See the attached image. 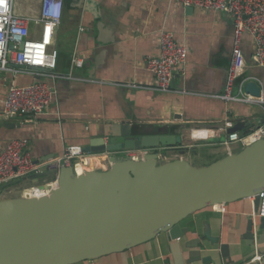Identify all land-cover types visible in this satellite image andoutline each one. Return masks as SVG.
Wrapping results in <instances>:
<instances>
[{
	"label": "crops",
	"instance_id": "1",
	"mask_svg": "<svg viewBox=\"0 0 264 264\" xmlns=\"http://www.w3.org/2000/svg\"><path fill=\"white\" fill-rule=\"evenodd\" d=\"M38 4V0H15V9L21 15L31 16L37 12ZM29 26L32 33L39 31L32 20ZM233 29L232 20L225 12L183 6L172 0H64L61 21L53 38L57 50L55 72L71 77L26 73L14 76L0 70V112L12 79L18 85L43 80L54 92L43 114L0 120V150L10 139H24L26 150L41 164L40 172H46L57 168L52 162L62 156L66 146L83 147L93 137L118 134L121 124L126 123L132 130L164 126L169 133L181 137V142L173 147L159 146L163 162L182 158L202 166L206 160L213 162L242 149L244 146L223 144L227 131H218L220 125L226 118L233 124L247 120L260 125L264 115L256 103L225 102L218 97L223 92L230 64ZM164 30L171 31L175 40L188 50L182 72L174 71L170 91L118 85L153 82L146 62L148 57L159 54V37ZM253 49L252 38L246 33L241 43L245 72L237 81L234 93L244 79L243 87L247 81L255 80L264 95V67L254 62ZM75 56L83 59L82 66L73 65ZM195 128L208 129L207 138L194 137ZM202 141L207 142L202 144ZM202 148L207 151L202 153ZM98 160L95 169L106 167L100 165L103 159ZM56 177L48 173L34 178L32 185L19 183L12 196L3 198L21 197L25 190V195H39L43 190L40 185L54 183L50 181ZM219 207L223 209L219 211L212 206L200 209L179 222L180 228L191 230L179 239L183 258H188L191 250H198L207 264L215 261L264 264V254L260 253L257 254L262 255L261 261H250L254 245L247 244L243 238L258 199L241 198ZM199 236L202 240L197 247L185 246V242ZM178 250L167 233L160 232L122 252L75 264H173L179 257ZM203 261L190 264H204Z\"/></svg>",
	"mask_w": 264,
	"mask_h": 264
},
{
	"label": "water",
	"instance_id": "2",
	"mask_svg": "<svg viewBox=\"0 0 264 264\" xmlns=\"http://www.w3.org/2000/svg\"><path fill=\"white\" fill-rule=\"evenodd\" d=\"M243 90L263 94L255 80ZM258 125L238 120L227 132L244 136ZM120 128L107 138H91L83 149H152L181 142L164 126L132 130L126 123ZM159 158L152 150L138 159L112 155L106 169L76 174L72 166H61L29 176L53 173L57 183L47 194L0 199V264H75L122 252L160 232L178 246L173 264L203 261L198 250L183 258L179 239L191 230L180 228L179 222L200 209L264 190V137L207 165ZM24 179L0 185V193ZM243 238L254 245L250 258L264 254V217H249ZM201 240L193 238L185 246L197 247Z\"/></svg>",
	"mask_w": 264,
	"mask_h": 264
},
{
	"label": "built area",
	"instance_id": "3",
	"mask_svg": "<svg viewBox=\"0 0 264 264\" xmlns=\"http://www.w3.org/2000/svg\"><path fill=\"white\" fill-rule=\"evenodd\" d=\"M183 6H195L206 10L225 12L233 23V44L231 49L230 64L224 83V89L218 95L225 102H246L258 104L264 115V95L253 96L243 90L244 79L237 86V93H234L237 81L245 72V57L241 50L243 36L248 33L253 41L254 62L264 67V0L259 12L251 15L246 7V0H172ZM38 10L31 16H24L16 12L15 0H0V70L10 72L14 76L26 73L40 77L68 78V74L55 72L57 63V50L53 47L55 29L59 26L63 10L64 0H38ZM54 7L55 12L52 10ZM60 7V8H59ZM33 21L39 26V31L32 33L29 23ZM160 52L158 55L150 56L147 59L146 67L152 73L154 79L151 84H138L135 82L118 83L127 88L151 89L154 91L168 92L171 89L173 74L177 69L182 72V67L187 60L188 50L183 44H179L171 31H161L159 37ZM83 59L79 56L73 58V65L82 66ZM53 90L43 80H37L29 84L18 85L14 79L9 82L7 94L3 101V108L0 112V120L7 121L14 117H37L44 113L53 98ZM233 126V122L226 118L220 125L218 131H227ZM194 130H206V128H195ZM208 134L200 139L207 138ZM256 136L253 140L247 141L250 137ZM264 137V119L262 124L254 126L247 135L240 136L237 131L227 132L224 145H230L240 141L246 146L255 140ZM158 148L152 149H121L104 150L101 152L85 151L81 145H68L65 147L61 157L52 162L53 166L59 169L61 166H72L76 174L78 164H86L90 160L94 162L100 157L104 162L102 166H108L109 158L116 153H123L124 156L138 159L147 151L157 153ZM165 148V147H161ZM161 159V158H159ZM49 162L44 163L48 165ZM49 165V166H52ZM41 171L39 164L26 150V140L14 138L7 141L0 150V185L14 179H21ZM53 188L57 180L54 181ZM49 183V182H48ZM41 194H47L45 184ZM34 189V188H33ZM39 191V190H38ZM26 190L24 191L25 195ZM40 194V195H41ZM33 196V195H32ZM37 196V195H34ZM258 199V207L252 213V217L258 219L264 217V190L254 195ZM221 206V205H220ZM219 211L223 208L216 207ZM262 255L255 254L250 261H261Z\"/></svg>",
	"mask_w": 264,
	"mask_h": 264
},
{
	"label": "rangeland",
	"instance_id": "4",
	"mask_svg": "<svg viewBox=\"0 0 264 264\" xmlns=\"http://www.w3.org/2000/svg\"><path fill=\"white\" fill-rule=\"evenodd\" d=\"M246 7L248 8V10H249V13L251 14V15H253V14H255V13H257V12H259L260 11V9H261V7H262V0H246ZM7 94V93H6ZM205 142H207V141H202V144L203 143H205ZM235 144H233V143H231L230 145H232V146H238L239 148H241L242 146H243V144L240 142V141H236V142H234ZM240 145V146H239ZM185 148V147H184ZM205 151H207V149H205V148H202V150H201V152L202 153H204ZM117 156H123V155H117ZM161 160V159H160ZM97 161H99L98 159H97ZM162 161V160H161ZM211 161L212 160H206L205 161V163H203V164H210L211 163ZM94 163H97V162H94ZM110 164V163H109ZM87 169V168H86ZM101 169H106V167H104V168H101ZM101 169H98V170H101ZM33 175V174H32ZM31 176V175H30ZM39 177H41V176H39ZM39 177H27V179H24V180H22L21 182H20V184L21 185H32L33 184V181H34V178H39ZM52 178H54V176H52ZM20 184H16V185H14V186H11V187H9V189L7 188V189H5L4 191H2L1 192V194H0V199H2L3 197H8V196H12L16 191H17V189L16 188H18V185H20ZM13 192V193H12Z\"/></svg>",
	"mask_w": 264,
	"mask_h": 264
},
{
	"label": "bare ground",
	"instance_id": "5",
	"mask_svg": "<svg viewBox=\"0 0 264 264\" xmlns=\"http://www.w3.org/2000/svg\"><path fill=\"white\" fill-rule=\"evenodd\" d=\"M54 7L57 8L58 5H54V6L51 7L52 10H53V12H55ZM59 8H60V7H59ZM61 13H62V11H61V8H60L59 15H61ZM207 134H209V133H208L206 130H194V131H192V135H193L194 137H196V138L206 136ZM249 140H250V139H249ZM95 162L98 163L97 160H96ZM97 163H94V160H92L91 162L89 161V162L86 163V164H88L87 166L84 165V164H78V165H77V172H78L79 174H82V173H84L86 170H87V171H88V170H94L95 167H96V165H98ZM91 167H93V168H91ZM86 168H87V169H86ZM54 184H55V183H50V184H48L47 187H46V192L51 191V190L53 189ZM39 195H40V194H39ZM39 195H37V196H39ZM26 196H27V197H30L29 195H26ZM214 205H215L216 207H219V206H220V204H214Z\"/></svg>",
	"mask_w": 264,
	"mask_h": 264
},
{
	"label": "clouds",
	"instance_id": "6",
	"mask_svg": "<svg viewBox=\"0 0 264 264\" xmlns=\"http://www.w3.org/2000/svg\"><path fill=\"white\" fill-rule=\"evenodd\" d=\"M166 148V147H165ZM144 149V148H143Z\"/></svg>",
	"mask_w": 264,
	"mask_h": 264
}]
</instances>
